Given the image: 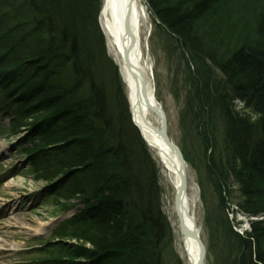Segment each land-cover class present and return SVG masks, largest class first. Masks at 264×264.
Wrapping results in <instances>:
<instances>
[{"label":"trees","instance_id":"1","mask_svg":"<svg viewBox=\"0 0 264 264\" xmlns=\"http://www.w3.org/2000/svg\"><path fill=\"white\" fill-rule=\"evenodd\" d=\"M102 2L0 0V120L26 134L25 156L47 196L62 211L83 206L54 233L48 248L57 256L38 264H166L172 242L160 169L131 122L126 86L99 28ZM146 2L186 58L201 110L222 113L227 149L244 173V212L262 216L264 0ZM218 216L210 228L216 264H264V220L241 237L224 212Z\"/></svg>","mask_w":264,"mask_h":264},{"label":"rangeland","instance_id":"2","mask_svg":"<svg viewBox=\"0 0 264 264\" xmlns=\"http://www.w3.org/2000/svg\"><path fill=\"white\" fill-rule=\"evenodd\" d=\"M141 6L146 13L141 34L143 56L150 70L155 99L167 116L168 133L172 142L186 154L189 196L195 201L193 215L207 249L206 264H216L210 228H215L218 215H223L224 212L234 233L241 237L249 236V223L252 219H258V216H249L242 208L247 199L242 193L238 176L239 173H244L240 162L227 149V125L222 113L215 110L211 115L201 110L199 102L195 100L198 91L192 87L190 68L180 47L175 39L172 40L167 35L165 28L161 29L159 22L150 16L145 0H141ZM222 23L226 25L227 19ZM98 24L106 39L100 18ZM106 50L108 57L118 68L108 50L107 39ZM119 74L121 75L120 71ZM215 74L222 79L218 70H215ZM103 78L106 79L107 74ZM125 92L128 100L127 89ZM234 108L238 113L257 120L251 110L243 108V104L235 103ZM10 124V118L0 120V245H5L1 247L3 260L0 259V264H38L57 256L55 248H48L50 243L58 241L54 233L65 221L78 214L83 206L62 211V206L54 197L47 196V192H44L47 183L37 180L30 167V160L25 156L24 149L28 148L29 143H21L26 134H21L23 131L12 134ZM210 131H213L212 140L208 141L205 135ZM150 153L160 169L162 208L171 229L172 242L164 247V258L166 264H185L177 250V239L168 216L167 204L173 198L170 194L172 189L163 182L162 167L151 149ZM211 160L214 170L211 169ZM71 203L78 204L79 201ZM259 217H264V214ZM63 244L72 246L77 243L65 239ZM222 245L221 239L219 246Z\"/></svg>","mask_w":264,"mask_h":264},{"label":"bare ground","instance_id":"3","mask_svg":"<svg viewBox=\"0 0 264 264\" xmlns=\"http://www.w3.org/2000/svg\"><path fill=\"white\" fill-rule=\"evenodd\" d=\"M101 12L100 25L108 40V50L119 68L122 80L125 82L131 106L136 103L137 95L141 98L142 105L133 110L135 122L140 127L145 140L151 145V150L162 167L163 182L172 189L170 194L173 198L167 207L168 216L177 239V250L185 264H198L201 249H199L197 242L186 234H190L197 228L196 219L193 215L195 201L189 196L188 179L187 190L179 198L181 186L180 176L177 174L179 164L176 156L171 152L168 145L164 144L158 133L154 132V129L160 131L159 119L156 114L147 111L143 103L144 86L146 89L144 82L147 80L148 89L146 91L151 92L150 85L153 89L150 70L147 68L142 49L141 34L145 25V9L141 6V0H104ZM143 76L146 77V80ZM192 217L195 219L194 228ZM3 246L5 245H0V259L2 260L3 251L1 247Z\"/></svg>","mask_w":264,"mask_h":264},{"label":"water","instance_id":"4","mask_svg":"<svg viewBox=\"0 0 264 264\" xmlns=\"http://www.w3.org/2000/svg\"><path fill=\"white\" fill-rule=\"evenodd\" d=\"M101 14H102V12L100 13V15ZM144 78L146 80V77H144ZM144 84L146 85V89L144 86L145 93L143 94V103L145 104L147 111L152 112L154 115L156 114V116L159 119V123L161 125L160 131H158L157 129H154V128H152V129H154L155 133H158V136L163 140L164 144L168 145L171 152L173 154H175L176 159H177V163L179 164L177 174L180 176V186H181L180 195H179V198H180L181 195L185 194L187 187H188V185H187V179H188L187 166H188V164H186L184 154H182L180 148L177 147L176 144L172 142V140L169 136L167 116H166L165 112H163L162 107L158 104V102L155 99V91H153V89H151V85H150V91L151 92L149 93V91H146L148 89L147 80H146V82H144ZM140 99H141L140 96L137 95L136 103L131 106L130 99L128 98V103L130 105L131 121H132V124H134L136 126V128L139 130L144 142L146 144H148L149 147H151V145L147 142V140H145V137L142 134L140 127L135 122V113L133 112V110L135 108H140V106L142 105V102ZM192 222H193V228H194L195 219L193 217H192ZM183 231H184V229H183ZM186 234L191 239H194L197 242L199 249H201V254L199 257V263L198 264H206L207 249H206L204 241L200 237V233H199L198 229L195 228V230L192 231L190 234L189 233H186Z\"/></svg>","mask_w":264,"mask_h":264}]
</instances>
